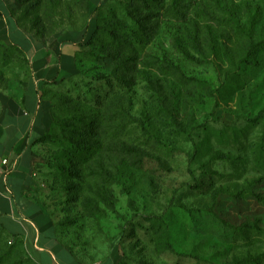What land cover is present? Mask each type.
Here are the masks:
<instances>
[{"label": "rangeland", "instance_id": "rangeland-1", "mask_svg": "<svg viewBox=\"0 0 264 264\" xmlns=\"http://www.w3.org/2000/svg\"><path fill=\"white\" fill-rule=\"evenodd\" d=\"M18 34L76 50L45 98L79 151L64 135L41 171L66 242L116 264H264V0H0V93L27 77ZM12 242L0 264H36Z\"/></svg>", "mask_w": 264, "mask_h": 264}, {"label": "crops", "instance_id": "crops-1", "mask_svg": "<svg viewBox=\"0 0 264 264\" xmlns=\"http://www.w3.org/2000/svg\"><path fill=\"white\" fill-rule=\"evenodd\" d=\"M68 39L19 34L12 39L26 52L29 73L12 90L0 93V159L8 162L0 178V224L22 241L37 264H114L110 253L92 260L66 242L45 197L41 171L47 146L40 138L49 128L51 105L40 95L45 81L72 68L75 46Z\"/></svg>", "mask_w": 264, "mask_h": 264}, {"label": "trees", "instance_id": "trees-1", "mask_svg": "<svg viewBox=\"0 0 264 264\" xmlns=\"http://www.w3.org/2000/svg\"><path fill=\"white\" fill-rule=\"evenodd\" d=\"M97 9H98V6L94 7V9L92 11H90V15H93L97 11ZM97 29L100 30V31H103L105 33V35H109V36H112V37L115 38V35L113 34L112 31L106 30V29L101 28V27H98ZM86 32H87V26L84 27L82 35L85 36ZM67 41H70L71 43L74 44L73 40H71V39H68ZM77 45L79 46L80 44H77ZM263 45H264V39H261V40H258V41H251L250 45H249V49H248V55H251L259 47H261ZM10 47L12 49H15L21 56H23L25 64L27 66L28 73H29L28 57H27L26 52L23 50V48L20 45L16 44L13 41L11 42V46ZM75 53H76V50H75L74 54ZM28 73H27V75H28ZM61 78L45 81V86L43 87L40 96L45 98L46 93L48 92V87L55 86L61 80ZM118 83H119V81H118ZM107 98H108V92L107 91L102 92V93L98 94L97 97L94 98V100L92 101V104H93V106H95L98 109H100V108L103 107L104 99H107ZM50 113H51V122H50L48 130L41 136V138H40L41 141H43L49 147V146H52L53 143H55V141L63 138L64 135H67L68 133H71L70 140H69V144H70L71 147H70V150L67 152V154H70L71 156H74L75 153H78V151H79V147L75 148L74 147L75 143L73 142V139L76 137V134L72 130L69 132V127L65 124V122L64 121L63 122L60 121L56 117V110L54 109L53 106H51V108H50ZM98 117H100V116L99 115L98 116L97 115L92 116L90 118V120H89L87 125H89V126H91L93 128H99L100 122H99ZM81 135H83V137L85 138L86 142L88 140H90L92 138H96V137H97V139H99L98 134H96V132H94V130L93 131H91V130L84 131V132L81 133ZM54 145L56 147H58V148H63L64 147L63 144L60 143V142L57 145L56 144H54ZM72 146H73V148H72ZM89 153L91 154L90 151L87 152V154H89ZM49 157H50L49 161H55V155L54 154H52V155L50 154ZM71 173L74 174L73 172H68V174H71ZM0 233L5 235V236H7V237H10L11 239H13V242L10 243V245H12V246H9L7 248V252L9 254L12 253V251L14 249H17L18 251L21 250V248L23 246L22 241L20 239H18V238L9 236L5 232V230H4V228H3V226L1 224H0ZM114 264H116V263H114Z\"/></svg>", "mask_w": 264, "mask_h": 264}, {"label": "built area", "instance_id": "built-area-1", "mask_svg": "<svg viewBox=\"0 0 264 264\" xmlns=\"http://www.w3.org/2000/svg\"><path fill=\"white\" fill-rule=\"evenodd\" d=\"M7 163L8 162H7V160L5 158L0 159V178H1L2 174H3L4 167L6 166ZM32 175L35 176V172L34 171H33Z\"/></svg>", "mask_w": 264, "mask_h": 264}]
</instances>
